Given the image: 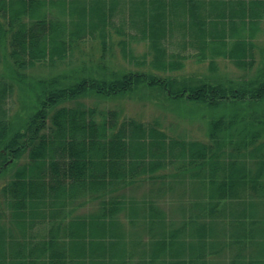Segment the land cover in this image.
Returning <instances> with one entry per match:
<instances>
[{
    "label": "trees",
    "instance_id": "obj_1",
    "mask_svg": "<svg viewBox=\"0 0 264 264\" xmlns=\"http://www.w3.org/2000/svg\"><path fill=\"white\" fill-rule=\"evenodd\" d=\"M116 20L129 36L149 27L151 64L137 65L150 70L42 79L18 130L0 91V172L29 155L1 188L0 264H264V114L248 110L264 103V66L238 82L155 73L195 47L211 68L252 69L264 0H0V63L4 44L20 72L62 64ZM142 86L208 107L210 143L79 101ZM143 182L148 194L129 193Z\"/></svg>",
    "mask_w": 264,
    "mask_h": 264
},
{
    "label": "rangeland",
    "instance_id": "obj_2",
    "mask_svg": "<svg viewBox=\"0 0 264 264\" xmlns=\"http://www.w3.org/2000/svg\"><path fill=\"white\" fill-rule=\"evenodd\" d=\"M116 24V25H115ZM110 27L106 36V44L101 37L89 38L82 43L81 49L75 50L74 55L68 61L56 66L38 64L34 67L22 69L20 72L8 59L6 46L1 47L3 60L0 63V91L10 90L5 107L7 118L10 120L14 130H18L20 124L25 121L37 107L36 91L40 90L39 82L60 77L63 82L70 81L69 76L95 75L101 77V73L110 77L120 75L127 71H148V66L137 65L141 56L147 54L145 60L149 65L152 60V49L150 50L149 27L139 31H133L132 36L123 34L127 32L119 20ZM179 37V36H178ZM175 37L174 47L181 48V39ZM256 44L253 67L250 70H242L233 64L228 58L216 59L215 68H211L208 61H196V47L192 50H176L177 54H184V68L180 70L155 71L160 76L173 75L176 77L192 78V80H208L212 82L249 81L252 80L264 66V22L254 39ZM185 47H188L185 41ZM149 51V52H148ZM262 72V71H261ZM23 73V75H22ZM79 74V76H78ZM83 76V77H85ZM87 105L97 106L99 109L116 110L121 118H135L138 121L152 122L159 120L162 128L171 136L182 135L191 139H198L210 143L208 119L205 118L208 107H198L188 104L187 107L177 105L174 102L165 100L156 89L142 86L134 92L121 93L112 96H104L91 92L79 99ZM205 106V105H201ZM264 114V103L248 108ZM225 115L231 113L225 111ZM23 128V126L21 127ZM29 160L28 153H25L17 164L10 166L7 170L0 172V201L1 188L8 182L20 163ZM153 188L150 182H143L131 189L129 193L142 197ZM165 199L171 203L169 194ZM2 205V204H0ZM93 204L81 207L77 213L81 214L91 211ZM172 209L171 204L168 205ZM224 259V255L219 256Z\"/></svg>",
    "mask_w": 264,
    "mask_h": 264
},
{
    "label": "water",
    "instance_id": "obj_3",
    "mask_svg": "<svg viewBox=\"0 0 264 264\" xmlns=\"http://www.w3.org/2000/svg\"><path fill=\"white\" fill-rule=\"evenodd\" d=\"M10 161H12V160H10Z\"/></svg>",
    "mask_w": 264,
    "mask_h": 264
}]
</instances>
